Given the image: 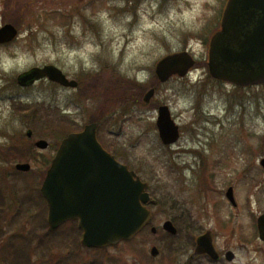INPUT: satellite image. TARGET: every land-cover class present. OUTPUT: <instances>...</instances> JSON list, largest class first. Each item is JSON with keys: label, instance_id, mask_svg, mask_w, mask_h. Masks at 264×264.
Returning <instances> with one entry per match:
<instances>
[{"label": "rangeland", "instance_id": "1", "mask_svg": "<svg viewBox=\"0 0 264 264\" xmlns=\"http://www.w3.org/2000/svg\"><path fill=\"white\" fill-rule=\"evenodd\" d=\"M225 4L0 0V29L11 24L19 33L14 43L0 46V192L6 200L4 210L0 206V264H105L109 254L80 249L77 231L69 225L57 231L45 227L38 191L56 147L39 151L35 143L57 146L67 132L56 122L47 124L52 111L78 114L82 124L85 104L81 94L75 98L49 82L29 89L18 85V76L45 65L76 80L98 76L100 105L108 117L116 108L113 129L103 136L116 137L118 157L150 184L156 201L150 206L152 224L159 232L149 228L134 242L109 250L116 264H152L147 251L162 238L167 220L180 232H210L219 249L236 254V264H264L256 224L264 214V86L239 89L220 83L210 77L206 64ZM185 51L200 61L197 69L187 78L161 84L157 63ZM115 87L116 104L111 106L107 97ZM152 89L156 94L147 106L145 95ZM24 104L45 107L28 119L17 112ZM156 104L168 105L180 126V140L173 146L160 140ZM18 163L31 164L32 171L18 174ZM229 187L235 207L226 197Z\"/></svg>", "mask_w": 264, "mask_h": 264}, {"label": "water", "instance_id": "2", "mask_svg": "<svg viewBox=\"0 0 264 264\" xmlns=\"http://www.w3.org/2000/svg\"><path fill=\"white\" fill-rule=\"evenodd\" d=\"M258 10H264V0H229L224 13L222 30L212 38L210 44L209 67L214 78L232 82L238 86L264 84V45L257 30L251 33L243 32L244 16H248L250 20L254 12ZM17 36L18 30L13 25H6L0 30V44L10 43ZM194 65L195 62L188 53H177L161 60L157 64L156 74L159 80L165 83L175 75L185 77ZM45 77L65 87L76 86L54 66L35 68L21 75L18 83L20 86H26ZM154 93L155 91L152 90L146 95V103L151 101ZM159 113L160 137L165 144H172L180 137L179 127L172 120L167 107H161ZM94 127H88L82 134H72L63 141L52 161L41 191L48 204L49 223L53 228H57L67 220L79 218L80 227L85 232L84 245L103 247L131 239L151 219V214L142 206V202L148 201V195H142L146 185L139 180L135 181L134 174L118 162H116V182L111 181L116 186L115 203L111 201L100 205L91 212L75 202H71L72 204L69 202L71 199L68 197L66 172L70 167V161L73 158L76 159L75 155L72 158L69 156L71 151L80 156L82 153H89L90 146L97 145ZM31 136L30 131L28 137ZM36 146L45 150L49 144L46 141H40L36 143ZM71 163L73 166L74 160ZM262 166L264 167V160ZM16 168L20 172L31 170L29 164H18ZM105 189H108L107 186ZM227 197L235 204L233 188L228 190ZM258 224L260 238L264 241V215L259 218ZM172 227L171 224L165 225L166 230L175 232ZM157 254V251H154L153 255ZM231 256L232 254H228L230 259Z\"/></svg>", "mask_w": 264, "mask_h": 264}, {"label": "flooded vegetation", "instance_id": "3", "mask_svg": "<svg viewBox=\"0 0 264 264\" xmlns=\"http://www.w3.org/2000/svg\"><path fill=\"white\" fill-rule=\"evenodd\" d=\"M244 19V33L254 28V21H256V25L258 28H261L264 33V13L262 10H258L256 18L249 20L248 16H244ZM262 41H264V34ZM66 76L71 81L78 82V87L76 89L66 90L74 93L75 98H77L78 93L81 94V98L85 101L82 108V115L84 116L82 124H80L77 119L79 116L78 114L67 115L72 129L76 130L72 133L83 132L88 125L94 124L98 144L102 150L110 156V158L108 157L104 159L103 156H105V154L103 152H92V158L90 160L87 159L79 161L80 159L77 158L74 160V165L70 168V173L75 174V176L70 178L71 196L78 199L81 198L80 204L82 205L96 206L100 204V202H103L105 198L109 199L112 195L114 198V195H116L111 189L112 186H115L111 183V181L116 182V137L103 136L104 130L111 133L113 129V125L116 121V108L109 118L108 113H105L104 103L102 106L100 105V102H102V93L101 96H97L101 86L99 79H97L98 76L90 75L77 80L70 78L68 75ZM114 77L116 79V67L114 68ZM110 91L112 94L108 95L107 100L112 106L113 104H116V87L113 88V90L110 89ZM111 106L107 109L110 110ZM130 170L134 171L137 176H139L140 179L146 183L137 171L131 168ZM109 175L113 176L110 177ZM105 186H107L108 189H105ZM115 202L116 199L113 203ZM78 223V220L71 222L73 232L77 231V233H73L75 242L78 245H81L83 233L77 229ZM140 234L142 235L143 233H139L138 235L140 236ZM205 236H207V239L200 243V239ZM135 239L136 237L131 241H123L117 246L115 245L102 249L89 250L108 251L109 254L107 255L105 264H116V256L110 255L109 250H115L116 247L123 244H130L134 242ZM152 245L156 246L160 250V253L156 258L149 259L152 264L157 263L158 260L160 261L159 263L162 264H236L238 261L236 254L232 250H223L217 247L215 239L212 237L210 232L193 233L178 231L175 235L163 232L162 238L159 241L151 243V246ZM69 246L70 245H68V248ZM230 252H233L231 260L228 259V253Z\"/></svg>", "mask_w": 264, "mask_h": 264}, {"label": "trees", "instance_id": "4", "mask_svg": "<svg viewBox=\"0 0 264 264\" xmlns=\"http://www.w3.org/2000/svg\"><path fill=\"white\" fill-rule=\"evenodd\" d=\"M18 109H20L18 112H21L23 110L25 111H30V107L28 105H21V107H19ZM44 109H42V107H33V111L32 113V117H36L38 116V114H40ZM47 111V110H46ZM28 118V117H27ZM57 124H60V126L64 127L66 121L64 120V118L59 119V121L56 122Z\"/></svg>", "mask_w": 264, "mask_h": 264}]
</instances>
